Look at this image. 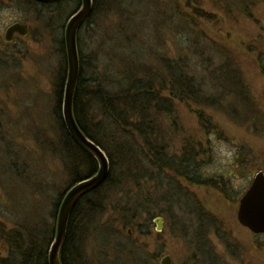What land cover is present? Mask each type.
Listing matches in <instances>:
<instances>
[{
  "label": "rangeland",
  "instance_id": "1",
  "mask_svg": "<svg viewBox=\"0 0 264 264\" xmlns=\"http://www.w3.org/2000/svg\"><path fill=\"white\" fill-rule=\"evenodd\" d=\"M119 2L96 0L91 24L84 23L79 30L85 76L90 72L85 64L90 58L97 62V74H107L112 81L121 74L124 84H133L132 79L143 81L148 75L165 78L167 63L184 62L190 77L204 81L199 96L202 106L175 101V114L166 119L160 116L162 143L179 154L185 140L199 142L204 150L199 157L202 173L217 182L224 176L229 195L180 180L179 202L183 204L187 198L195 209L189 219L182 216L183 205L176 203V225H168L160 217L161 231L157 232L158 217L146 225L140 219V228H125L119 233L118 248L106 245L103 235L95 236L86 229L70 241L67 253L77 250L81 256L78 264H130V248L147 264H159L163 256H169L172 264H190V238L181 234L179 227L182 222L188 235L197 221L195 216L208 213L227 238L222 240L214 227L203 235L219 264H264V235L252 234L236 218L240 196L254 174L264 172V0ZM58 7L55 31L64 36L69 14L76 7L74 1L33 7L25 0H0V224L7 230L42 223L55 229L56 217L51 219L50 215L53 202L72 178L85 176L89 170L79 163L77 149L71 147V153L65 150L53 116L54 81L63 74V67L66 81L67 62L42 18L52 16ZM180 9H196L212 17L199 18V25L194 26L182 18ZM14 23L26 24L28 35L21 38L15 34L6 43L5 30ZM199 109L218 128L216 134L200 129L194 113ZM238 155L247 162L244 170L230 171L232 175L226 176ZM158 189V196L166 192ZM161 207L166 209L163 204ZM109 215L105 212L99 227L117 230ZM53 238L54 233L49 248ZM226 242L234 248L229 250ZM4 255L0 250V256Z\"/></svg>",
  "mask_w": 264,
  "mask_h": 264
},
{
  "label": "trees",
  "instance_id": "2",
  "mask_svg": "<svg viewBox=\"0 0 264 264\" xmlns=\"http://www.w3.org/2000/svg\"><path fill=\"white\" fill-rule=\"evenodd\" d=\"M25 1L33 7L51 6V4H38L31 0ZM72 1L76 3V7L69 17L78 10L80 5L79 0ZM60 2L56 3L60 4ZM176 5L178 7V3ZM95 8L96 0H93L92 12L85 21L86 25L91 24ZM60 10L61 8L58 7L50 17L43 15L42 20L45 28L52 35V41L57 45V51H60L61 57L66 60L64 36L55 31L58 25L55 22H57ZM179 14L187 23L194 26L199 25V18L212 17L196 9L189 12L180 9ZM77 48L79 75L73 97L74 118L86 138L106 155L109 162V173L105 182L81 198L71 211L65 243L60 253L61 264L72 262L78 264V260L81 259L78 251L75 250L68 254L67 248L70 241L83 230L90 229L96 233L95 236L103 235V242L106 245L118 248L121 247L118 245L120 244L118 243L120 242L119 233H122L125 228H140V219H144L145 224L150 223L156 217H163L168 225H172L174 223L173 207L176 203L183 205L180 207L184 208L182 210L184 218L192 216L195 212L193 204L187 198H184L183 204L179 202L182 196L178 192L177 182L180 180L191 185L215 188L225 197L229 195L227 184L222 181L224 176L221 177L220 182H217L202 173L199 157L204 154V150L199 142L185 140L179 154L170 152L168 145L162 143L164 126L160 116L166 119L174 115L175 101L201 107L202 100L199 96L201 84H204L203 79L190 77L188 66L184 62H176L163 66L165 78L148 75L143 81L132 79L133 84H124L126 81L121 74H118L119 79L114 81L107 78V74H97V62L91 58L85 62L86 68L90 70L85 76L82 68L84 60L81 57L78 37ZM65 70L63 67V74L54 81L53 116L59 126L60 138L65 150L71 153V147L77 149L81 157L79 163L89 166V170L85 176L78 174L72 178L64 192L59 194L52 204L51 219H55L65 191L72 184L94 174L97 170L96 161L73 142L62 120L60 109L64 92ZM262 70L264 73V68ZM103 71L102 73H105ZM194 113L203 132L208 135L216 134L218 128L202 109ZM175 125L176 118L173 116L172 127L174 128ZM246 164V160L238 155L235 158V165L229 167L230 170L226 176L232 175L230 171L244 170ZM161 174L165 178L160 179ZM150 183H153L152 186L146 187ZM158 188L161 190L165 188L166 192L158 196L156 190ZM152 192H155L154 196ZM162 204L166 206L165 210L161 207ZM197 210H202V208ZM107 211L111 213L108 220L111 221L112 226L117 227V230L99 227ZM195 217L197 221L191 227L189 226L188 235L183 231L182 222L179 227L180 233H184L187 239L190 238V264H219L203 235H206L210 227H214L217 235H222V240L227 239L226 235L212 222L211 219L216 220L210 214L200 213ZM188 219V222L191 221ZM145 228L147 232V226ZM53 233V226H47L44 223L33 224L31 227L20 226L11 230H7L0 224V250L5 252L4 256H0V264H48V248ZM126 239L129 240L128 237ZM226 246L229 250L234 248L228 242ZM127 260L130 264L131 262L147 264L144 258H140L130 248L127 251Z\"/></svg>",
  "mask_w": 264,
  "mask_h": 264
},
{
  "label": "water",
  "instance_id": "3",
  "mask_svg": "<svg viewBox=\"0 0 264 264\" xmlns=\"http://www.w3.org/2000/svg\"><path fill=\"white\" fill-rule=\"evenodd\" d=\"M38 4H52L64 0H31ZM79 9L72 14L64 28V45L66 51L67 73L62 98V120L73 142L97 163L94 174L72 184L64 193L59 204L54 238L48 251V264H61L60 253L65 243L67 224L76 203L85 195L99 188L109 173V162L104 152L91 142L78 127L73 114V97L79 75V58L77 34L92 12L93 0H79ZM29 27L26 24L14 23L7 27L4 41L9 43L16 34L27 37ZM237 222L252 234L264 235V172L254 174L247 190L240 196L236 214ZM162 218L156 219L157 232L161 231ZM128 234H130L128 232ZM159 264H172L169 256H163Z\"/></svg>",
  "mask_w": 264,
  "mask_h": 264
}]
</instances>
